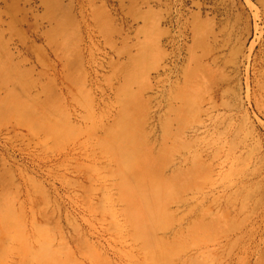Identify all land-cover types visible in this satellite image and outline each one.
Instances as JSON below:
<instances>
[{"label": "rangeland", "instance_id": "obj_1", "mask_svg": "<svg viewBox=\"0 0 264 264\" xmlns=\"http://www.w3.org/2000/svg\"><path fill=\"white\" fill-rule=\"evenodd\" d=\"M0 264H264V0H0Z\"/></svg>", "mask_w": 264, "mask_h": 264}]
</instances>
